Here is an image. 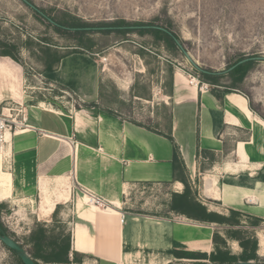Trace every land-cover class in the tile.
<instances>
[{
  "label": "rangeland",
  "instance_id": "374dc122",
  "mask_svg": "<svg viewBox=\"0 0 264 264\" xmlns=\"http://www.w3.org/2000/svg\"><path fill=\"white\" fill-rule=\"evenodd\" d=\"M29 1L35 9L21 0H0V113L20 110V96L44 99V96L61 95L64 96L61 100L75 99L73 103L78 105L76 95L81 91L70 90L69 83L81 85L83 92L92 93L97 106L116 109L130 119L160 130H168L173 107L175 122L179 120L181 125L175 137L183 143L184 158L190 162L196 150L194 112L198 104L192 99H185L181 106L174 103L192 96L195 90L202 92L199 86L204 83L208 89L203 91L215 94L231 84L227 76L220 78L219 85L205 82L197 68L225 72L237 59L253 57L251 69L236 87L264 128V0ZM44 13L70 24L82 21L110 26L122 22L128 26L165 25L181 41L185 53L150 33L135 30L120 33L90 29L80 38L73 30H56L53 21L42 16ZM4 51L12 56L2 55ZM234 132L230 130L231 135ZM241 135L237 132L233 137ZM231 139L234 140L226 136L222 152L200 151L196 171L185 170L184 177L194 198L209 211L228 214L229 209H235L243 214L235 228L242 236L256 237L257 255L264 262V154L262 160L252 165L239 164L231 170L234 174L229 175L224 172L223 164L247 157L244 153H230L234 145ZM3 155L1 168L10 172ZM58 190L52 187L47 195L54 198L55 192H63ZM178 190H183V184ZM169 191V185L160 184L131 192L129 203L137 214L168 217L172 222L134 223L126 215L127 241L119 262H95L79 254L78 262L68 264H195V260L174 258L168 253L169 248L202 251L207 255L218 249L236 256L241 253L239 243L226 236L225 231L230 227L169 211L172 196L177 193L173 191L169 196ZM208 197L225 198V204ZM228 197L235 200L228 201ZM39 201L38 196L32 201L15 196L0 198V222L10 236L28 247L27 237L35 223H44L50 235H69L74 246V219L66 205L60 204L52 216L39 209ZM153 202L158 206L155 209ZM253 217L257 219L255 224ZM136 230L140 231L139 236L132 242L129 237ZM156 235L160 238L158 242L152 239ZM164 236L181 238L184 242L169 243L164 241ZM205 263L215 264L209 260ZM0 264H15V257L1 241Z\"/></svg>",
  "mask_w": 264,
  "mask_h": 264
},
{
  "label": "crops",
  "instance_id": "0c3cea01",
  "mask_svg": "<svg viewBox=\"0 0 264 264\" xmlns=\"http://www.w3.org/2000/svg\"><path fill=\"white\" fill-rule=\"evenodd\" d=\"M67 86L72 91L80 89L76 95L78 105H74L75 99L61 100L64 97L61 95L48 98L43 95L44 99L20 96V109L26 123L16 132L7 134L8 144L3 156L9 163L10 172L1 168L2 153L0 157V183L11 177L13 189L10 180V187L5 191L0 189V196L29 201L38 196L39 209L46 213L65 204L74 219L72 241L75 248L72 245L71 249L90 261L119 262L123 244L127 241L126 215L134 223L159 225L172 222L168 217L137 214L129 200L134 189L151 185H169V196L173 191L180 193L178 189L182 183L174 179V148L189 173L196 171L200 151L222 152L226 136L234 139H231L234 145L230 153H244L247 157L223 164L225 173L234 174L231 170L239 164L252 165L263 159V122L254 116L240 92L215 94L197 92L194 88L192 96L174 103L181 106L185 99H192L198 104L194 112L196 150L187 162L183 143L175 137L181 125L179 120L175 122L173 107L168 130H160L130 119L116 109L97 106L93 94L83 92L81 85L69 83ZM232 129L235 131L233 135L230 133ZM237 132L243 137H233ZM52 187L57 192L58 189L63 191L55 192V199L47 195ZM80 187L103 198L107 208L84 204ZM208 198L222 200L225 204V198ZM153 204V209L158 207L155 202ZM120 214L124 216L122 223ZM139 232H131L129 238L132 242L138 238ZM152 239L160 241L158 235ZM163 239L169 243L184 242L172 236Z\"/></svg>",
  "mask_w": 264,
  "mask_h": 264
},
{
  "label": "trees",
  "instance_id": "16d2710c",
  "mask_svg": "<svg viewBox=\"0 0 264 264\" xmlns=\"http://www.w3.org/2000/svg\"><path fill=\"white\" fill-rule=\"evenodd\" d=\"M27 1L30 2L29 0ZM42 16H44L50 22L53 21L52 23L55 25L56 30L65 29L60 30L63 32L73 30V32L75 34H78L80 38L85 30L90 29H96L102 32L117 31L120 33H126L128 31L135 30L140 33H150L156 38L165 41L171 48L176 49L178 47L175 39L181 44V41H179L178 37L173 33V31L165 25L133 23V26H128L126 22H122L112 23V26H110L106 23L89 24L82 21H77L76 23L70 24L57 21L53 17L45 13ZM2 55L12 56L9 51H4ZM243 59L245 58H239L234 61L226 69L225 72H213L205 69H197V71L203 81L209 82L214 85H219L220 78L227 76L230 79L231 84L225 85V91L223 92H238L236 87L237 84L243 81L246 74L253 65V59H248L246 61L240 62V60ZM47 69L49 70V66L46 67V70ZM172 164L174 169V179L180 181L183 184V190L180 193L173 194L171 203L169 205V211L184 215L196 221L217 223L230 227V229H227L225 231L226 236L228 238L236 240L241 246L242 251L239 255L236 256L229 254L228 251L218 249L217 251H213L212 253H209L207 255L206 252L202 251L171 248L168 250V253L177 259L195 260V264H206L205 260H209L215 264H229L238 260H253L255 262H260L259 256L257 255L256 237L253 234L250 236H242L241 231L235 228L236 226L240 225V217L243 216V214L235 209H229L228 214H220L216 211H209L205 205L201 204L194 198L192 191L184 177V164L180 160L175 148L172 158ZM56 211L57 210L55 209L51 213L52 216L55 215ZM252 220L253 224H255V221L257 219L253 217ZM0 226L2 228V231L10 236L9 232L1 222ZM20 246H22L26 250V252L30 255V257L35 261L36 264H68L71 262H78L76 251L71 249L69 235H64L63 237L62 234L50 235V232L44 223H35L34 227L30 231L29 236L27 237L28 247H25L23 244H20ZM10 251L15 257V264H23L18 256V253L12 250Z\"/></svg>",
  "mask_w": 264,
  "mask_h": 264
},
{
  "label": "built area",
  "instance_id": "2783aa9c",
  "mask_svg": "<svg viewBox=\"0 0 264 264\" xmlns=\"http://www.w3.org/2000/svg\"><path fill=\"white\" fill-rule=\"evenodd\" d=\"M201 91L207 90L208 85L204 83L199 86ZM15 112V113H12ZM26 123V117L23 113V110L20 109L18 111H9L8 113H0V153L4 154L6 150L7 142V134L10 132H16L21 129L22 125ZM79 192L82 196L84 204L89 206H94L96 208H107L106 201L96 195L95 193L85 189L83 187L79 188ZM124 221L123 214L121 215V223Z\"/></svg>",
  "mask_w": 264,
  "mask_h": 264
},
{
  "label": "water",
  "instance_id": "95a60500",
  "mask_svg": "<svg viewBox=\"0 0 264 264\" xmlns=\"http://www.w3.org/2000/svg\"><path fill=\"white\" fill-rule=\"evenodd\" d=\"M23 3H25L26 5H28L29 7L35 9V7L28 2L27 0H21ZM178 47L184 52L181 44L175 39ZM248 59H254L253 57H246L243 60H240V62L246 61ZM258 60H261V57L256 58ZM199 69V68H197ZM0 241L1 243L8 248L9 250L15 251L16 253H18V256L20 258V260L22 261L23 264H36L35 261L30 257V255L26 252V250L20 246V244L18 242H16L12 237H10L9 235H7L6 233H4L2 231V228L0 226ZM178 264H182V263H178ZM229 264H264L263 262H255L253 260H247V261H241L238 260L236 262H231Z\"/></svg>",
  "mask_w": 264,
  "mask_h": 264
},
{
  "label": "bare ground",
  "instance_id": "6f19581e",
  "mask_svg": "<svg viewBox=\"0 0 264 264\" xmlns=\"http://www.w3.org/2000/svg\"><path fill=\"white\" fill-rule=\"evenodd\" d=\"M197 81V80H196ZM196 81H194V83L196 82ZM10 178V180H11V188L13 187L12 186V179H11V177H9ZM10 180L8 181V180H4V181H2L1 183H0V189L2 190V191H5L6 189H8L10 186H9V184H10ZM13 189V188H12ZM0 198H1V196H0ZM121 215V214H120ZM120 221H121V217H120Z\"/></svg>",
  "mask_w": 264,
  "mask_h": 264
}]
</instances>
